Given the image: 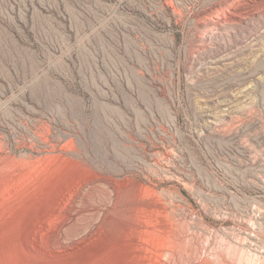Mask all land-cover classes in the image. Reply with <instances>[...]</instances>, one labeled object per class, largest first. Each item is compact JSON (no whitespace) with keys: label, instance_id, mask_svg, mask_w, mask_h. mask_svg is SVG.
Returning a JSON list of instances; mask_svg holds the SVG:
<instances>
[{"label":"rangeland","instance_id":"rangeland-1","mask_svg":"<svg viewBox=\"0 0 264 264\" xmlns=\"http://www.w3.org/2000/svg\"><path fill=\"white\" fill-rule=\"evenodd\" d=\"M0 264H264V0H0Z\"/></svg>","mask_w":264,"mask_h":264}]
</instances>
